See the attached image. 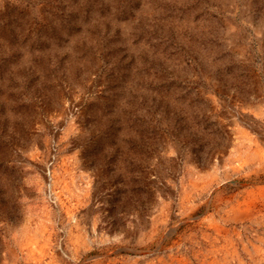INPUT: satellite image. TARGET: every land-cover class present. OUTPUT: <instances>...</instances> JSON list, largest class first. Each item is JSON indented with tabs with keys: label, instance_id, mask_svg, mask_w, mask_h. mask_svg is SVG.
<instances>
[{
	"label": "rangeland",
	"instance_id": "1",
	"mask_svg": "<svg viewBox=\"0 0 264 264\" xmlns=\"http://www.w3.org/2000/svg\"><path fill=\"white\" fill-rule=\"evenodd\" d=\"M0 264H264V0H0Z\"/></svg>",
	"mask_w": 264,
	"mask_h": 264
},
{
	"label": "bare ground",
	"instance_id": "2",
	"mask_svg": "<svg viewBox=\"0 0 264 264\" xmlns=\"http://www.w3.org/2000/svg\"><path fill=\"white\" fill-rule=\"evenodd\" d=\"M191 220V219H190ZM226 229V228H225ZM226 238V237H225ZM224 247V246H223ZM139 258V257H138Z\"/></svg>",
	"mask_w": 264,
	"mask_h": 264
}]
</instances>
